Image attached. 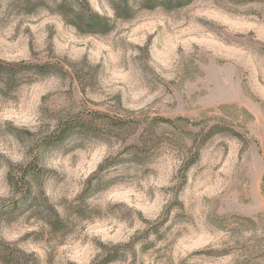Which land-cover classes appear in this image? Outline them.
<instances>
[{"label":"rangeland","instance_id":"rangeland-1","mask_svg":"<svg viewBox=\"0 0 264 264\" xmlns=\"http://www.w3.org/2000/svg\"><path fill=\"white\" fill-rule=\"evenodd\" d=\"M60 1L0 0V264H264V0Z\"/></svg>","mask_w":264,"mask_h":264},{"label":"trees","instance_id":"trees-1","mask_svg":"<svg viewBox=\"0 0 264 264\" xmlns=\"http://www.w3.org/2000/svg\"><path fill=\"white\" fill-rule=\"evenodd\" d=\"M151 2H157L154 0H150ZM129 0H118L114 3L113 8L116 15L123 16L125 12L129 10ZM59 12L63 16V18L76 25L77 27H86L92 28L97 27L101 24V16L95 13L90 6L88 0H62L58 3ZM25 65V63H22ZM39 68H45L44 64L36 65ZM48 68V66H47ZM119 123V121H115ZM82 127V121L79 120H68L63 123L61 128L56 129L54 132L55 136L52 137V141L62 140L66 136L70 135L76 128ZM51 141V142H52Z\"/></svg>","mask_w":264,"mask_h":264}]
</instances>
